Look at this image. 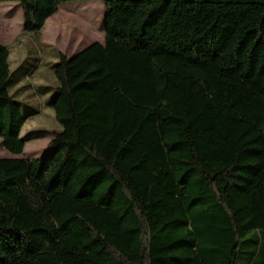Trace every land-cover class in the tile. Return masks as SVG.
<instances>
[{
  "label": "trees",
  "instance_id": "obj_1",
  "mask_svg": "<svg viewBox=\"0 0 264 264\" xmlns=\"http://www.w3.org/2000/svg\"><path fill=\"white\" fill-rule=\"evenodd\" d=\"M4 1L38 34L87 0ZM101 1L103 43L53 64V153L0 158V264H264V0ZM13 77L0 43L17 156Z\"/></svg>",
  "mask_w": 264,
  "mask_h": 264
},
{
  "label": "rangeland",
  "instance_id": "obj_2",
  "mask_svg": "<svg viewBox=\"0 0 264 264\" xmlns=\"http://www.w3.org/2000/svg\"><path fill=\"white\" fill-rule=\"evenodd\" d=\"M59 7L61 9L45 21L39 34L23 36L26 33L22 31L18 3L0 2V40L7 43L11 49L9 64L12 75L16 74L13 67L16 65L20 46H30L31 50L29 58L20 70L30 72L33 63H37L35 70L32 69V73L25 77L24 92L11 90L14 99L20 102L22 115L25 117L21 130V136L27 140L24 150L20 155L14 156L4 149L0 139V158L42 157L53 153L49 141L52 133L59 131L61 127L47 102L54 93L55 79L52 68L57 59V52L71 57L90 43L104 41V8L101 0L68 1ZM2 21H5L3 25H7L6 30L1 26ZM39 79L42 87L36 85ZM240 263L244 264L245 260Z\"/></svg>",
  "mask_w": 264,
  "mask_h": 264
},
{
  "label": "crops",
  "instance_id": "obj_3",
  "mask_svg": "<svg viewBox=\"0 0 264 264\" xmlns=\"http://www.w3.org/2000/svg\"><path fill=\"white\" fill-rule=\"evenodd\" d=\"M61 9V7H58V9ZM57 9V10H58ZM62 9H67V8H62ZM8 18V15L6 14L5 16V20H7ZM22 19V18H21ZM5 21H2V28L6 30V26L7 25H3ZM39 34V33H38ZM32 34H24L23 36H30ZM0 43H3V44H6L8 49H9V62H10V58H11V49L9 47V45L3 41L0 40ZM30 46L28 47L27 45H23V46H20L18 47V51H17V55H18V59L16 61V65L13 67L16 74L13 75L14 77V82L12 83V87H11V90L13 89V91H17V92H24V89H25V85H24V81H25V76L24 74L27 72V71H21L20 69L23 68V64L26 62V60L29 58L30 56ZM53 61V60H52ZM54 62V61H53ZM9 67H10V64H9ZM38 74V73H37ZM37 87H42V82L41 80L39 79V81L36 83Z\"/></svg>",
  "mask_w": 264,
  "mask_h": 264
},
{
  "label": "built area",
  "instance_id": "obj_4",
  "mask_svg": "<svg viewBox=\"0 0 264 264\" xmlns=\"http://www.w3.org/2000/svg\"><path fill=\"white\" fill-rule=\"evenodd\" d=\"M36 66H37V63H36Z\"/></svg>",
  "mask_w": 264,
  "mask_h": 264
}]
</instances>
